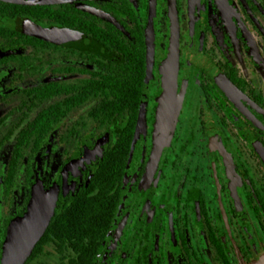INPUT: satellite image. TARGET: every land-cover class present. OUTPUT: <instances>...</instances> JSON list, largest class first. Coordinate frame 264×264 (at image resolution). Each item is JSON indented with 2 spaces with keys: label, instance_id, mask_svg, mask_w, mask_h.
<instances>
[{
  "label": "flooded vegetation",
  "instance_id": "af4514ba",
  "mask_svg": "<svg viewBox=\"0 0 264 264\" xmlns=\"http://www.w3.org/2000/svg\"><path fill=\"white\" fill-rule=\"evenodd\" d=\"M99 173L101 226L24 264L264 253V0H0V264L36 185L61 216Z\"/></svg>",
  "mask_w": 264,
  "mask_h": 264
},
{
  "label": "water",
  "instance_id": "95a60500",
  "mask_svg": "<svg viewBox=\"0 0 264 264\" xmlns=\"http://www.w3.org/2000/svg\"><path fill=\"white\" fill-rule=\"evenodd\" d=\"M55 201L54 191L45 193L40 185H36L28 213L9 226L3 264H24L54 215ZM248 264H264V253Z\"/></svg>",
  "mask_w": 264,
  "mask_h": 264
},
{
  "label": "trees",
  "instance_id": "16d2710c",
  "mask_svg": "<svg viewBox=\"0 0 264 264\" xmlns=\"http://www.w3.org/2000/svg\"><path fill=\"white\" fill-rule=\"evenodd\" d=\"M20 158V162H21ZM20 162L13 168V173H17L20 170ZM115 178L112 177V184L115 182ZM109 185H112L110 182ZM91 195L86 193L79 198L70 209L66 210L65 215L54 216L42 239L41 242H53L54 239L61 237L67 241H71V237L78 239L79 243L83 244L85 238L88 236L90 228H99L104 219L106 212H110L106 206V183H104L103 175L98 174L92 182ZM112 187V186H111ZM61 230L60 232H58ZM77 242V243H78ZM78 243V244H79ZM81 250H86L82 248ZM86 252V251H84ZM83 254V253H81Z\"/></svg>",
  "mask_w": 264,
  "mask_h": 264
}]
</instances>
